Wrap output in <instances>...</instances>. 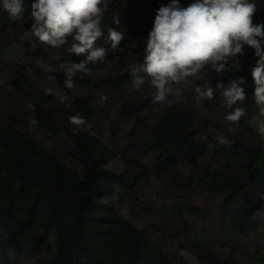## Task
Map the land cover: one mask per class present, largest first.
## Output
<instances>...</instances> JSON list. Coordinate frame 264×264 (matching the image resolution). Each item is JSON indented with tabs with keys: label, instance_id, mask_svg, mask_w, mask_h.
I'll list each match as a JSON object with an SVG mask.
<instances>
[{
	"label": "rangeland",
	"instance_id": "rangeland-1",
	"mask_svg": "<svg viewBox=\"0 0 264 264\" xmlns=\"http://www.w3.org/2000/svg\"><path fill=\"white\" fill-rule=\"evenodd\" d=\"M33 2L24 0L26 12L18 21L9 19L0 7V170L4 176L16 185L25 182L31 199L50 192L56 195L50 199L72 212L78 194L57 189L53 184L57 178L51 180L48 169L57 160L84 178L85 158L74 139L78 128L69 117L79 113L75 98L89 95L96 113L81 129L105 142L106 151L98 155L107 159L113 153L104 167L119 176L113 191L91 213L95 219L90 228L109 230L111 225L99 218L114 219L117 213L143 230L173 264H209L207 250L230 264H264V138L251 122L258 114L251 75L256 61L243 51L227 62L222 73L206 67L199 79L188 78L163 102L155 101V89L146 76L139 90L133 88L131 70L143 63L145 41L157 10L171 0H108L103 22L119 17L120 28L130 24L138 28L132 34L134 49L111 50L105 34L96 42L108 49L105 61L92 75L75 74V86L69 89L64 87L66 76L59 66L74 57L67 50L71 38L57 49L35 40L28 25ZM193 2L179 0L183 8ZM250 2L257 7L254 17L260 15L264 23V0ZM240 77L246 78L242 87L247 99L237 106L244 107L247 115L238 124H230L223 119L227 110L217 84ZM197 87L201 91L211 87L214 98L199 97ZM47 88H59V94L48 95ZM101 95L107 97L103 104L99 103ZM175 105L193 111L188 142L181 146L154 133ZM11 214L9 219L0 209V264H59L61 233L51 226L48 213L43 212L25 231L19 229L23 210ZM10 229L17 231L19 251L10 245ZM106 256V264L125 260L120 248Z\"/></svg>",
	"mask_w": 264,
	"mask_h": 264
},
{
	"label": "clouds",
	"instance_id": "clouds-1",
	"mask_svg": "<svg viewBox=\"0 0 264 264\" xmlns=\"http://www.w3.org/2000/svg\"><path fill=\"white\" fill-rule=\"evenodd\" d=\"M0 7L13 21L23 19L26 12L24 0H0ZM107 8L108 0H34L31 4L29 31L35 40L57 49L71 38L68 52L76 56L86 55V59L78 63L60 64L66 76L64 87L71 89L75 86L73 77L78 72L90 75L89 64L105 61L108 49L96 46V42L105 36L102 22ZM256 11L255 2L250 0H194L186 8L180 6L179 0H171L168 5L161 6L145 41L143 63L131 70L133 88L139 90L146 76L155 89L154 100L163 102L174 87L188 78L199 79L206 67L222 73L227 62L242 54L244 45H247L255 49L257 57L251 75L254 83L252 98L258 114L251 122L256 124L258 135L264 138V23H254ZM113 23L119 26V17H113ZM123 39L124 33L116 27L107 29L106 43L110 44L111 50L115 51ZM141 72L145 75H140ZM48 79L55 81L52 76ZM245 83L246 78L240 77L226 85L217 84L221 89L222 105L227 110L223 118L225 122L238 124L247 115L244 107L237 106L247 99L242 87ZM195 91L201 98H214L211 87L205 91L197 87ZM45 92L58 95L59 88H47ZM106 100L104 95L99 97L101 104ZM69 121L76 128L88 124L80 113L70 116ZM220 142H225L223 137Z\"/></svg>",
	"mask_w": 264,
	"mask_h": 264
},
{
	"label": "trees",
	"instance_id": "trees-1",
	"mask_svg": "<svg viewBox=\"0 0 264 264\" xmlns=\"http://www.w3.org/2000/svg\"><path fill=\"white\" fill-rule=\"evenodd\" d=\"M259 17L260 15L253 17L254 23H261ZM28 25L31 26V23ZM109 27H116L124 33V39L118 47L126 50L134 49L135 41L132 34H135L138 28L130 24L127 29H122L110 20H106L102 24L106 36ZM243 51L256 61L254 48L244 45ZM108 58L112 59L113 54L109 53ZM85 59V56L74 55L71 62L78 63ZM88 67L92 70L90 74L92 75L99 68V64H89ZM76 74L89 76L79 72ZM82 81H86V79L82 78ZM74 106L87 121H91L96 113V107L89 95L77 96ZM192 121L193 111L190 108L175 105L155 128L154 133L157 137L164 135L165 139H174L176 145H185L188 142L187 130L191 127ZM74 139L79 145L81 155L85 158L86 174L84 178H79L71 169L57 160H53L48 169L50 179L52 180L54 177L58 179H54L53 183L57 189L59 188L60 191L62 188L70 189L78 194L72 212L63 210L56 200L50 199L48 197L50 195L56 197L50 192L38 193L31 199L28 196L25 182L16 185L10 178L4 176L1 170L0 209L9 219L13 215L11 213L23 210V216L19 221L20 231L30 229L40 219V215L47 212L51 226L56 227L61 233L58 251L59 264H106V254L116 248L124 251L123 264H173L143 230L127 222L117 213H115L114 219L104 216L99 218V222L102 224L111 225L109 230L90 228L92 219H95L91 213L99 208V205H102L98 201L113 191V184L118 181L119 176L104 167V164L115 155L112 153L107 159L98 155V152L104 153L107 149L104 141L81 128L75 132ZM140 176L139 173L137 179ZM250 211L248 210L243 217L242 228L245 227ZM9 231L10 245L15 251H19L17 231L12 229ZM206 255L210 259L209 264H230L227 259L222 258L214 251L207 250Z\"/></svg>",
	"mask_w": 264,
	"mask_h": 264
}]
</instances>
